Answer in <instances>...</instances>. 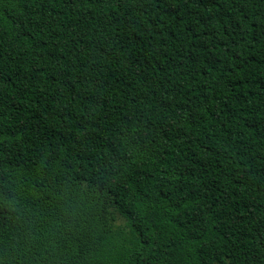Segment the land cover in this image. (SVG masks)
Instances as JSON below:
<instances>
[{"label":"trees","instance_id":"obj_1","mask_svg":"<svg viewBox=\"0 0 264 264\" xmlns=\"http://www.w3.org/2000/svg\"><path fill=\"white\" fill-rule=\"evenodd\" d=\"M0 264H264V0H0Z\"/></svg>","mask_w":264,"mask_h":264},{"label":"rangeland","instance_id":"obj_2","mask_svg":"<svg viewBox=\"0 0 264 264\" xmlns=\"http://www.w3.org/2000/svg\"><path fill=\"white\" fill-rule=\"evenodd\" d=\"M115 224L118 226H123L125 224V220L120 217L117 213H115Z\"/></svg>","mask_w":264,"mask_h":264}]
</instances>
